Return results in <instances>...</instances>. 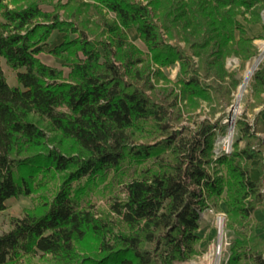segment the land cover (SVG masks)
<instances>
[{"label": "trees", "instance_id": "trees-1", "mask_svg": "<svg viewBox=\"0 0 264 264\" xmlns=\"http://www.w3.org/2000/svg\"><path fill=\"white\" fill-rule=\"evenodd\" d=\"M10 1L16 5L0 0V57L17 70L19 84L8 83L0 62V210L8 198L30 193L40 171L63 174L52 197L12 218L0 234V264H24V256L39 253L56 264H176L197 252L202 210L221 197L227 224L239 226L229 264H264L256 231L264 219L251 216L264 210L263 182L250 176L254 159L264 170V140L239 118L245 145L235 142L230 155L213 160L217 122L205 118L195 130H171L176 101L148 93L154 89L145 74L149 60L121 30L134 26L158 64L178 61L186 111L205 100L213 116L240 82L226 58L245 62L257 51L246 23H262L264 0H57L53 12L42 10L44 0ZM90 8L112 10L118 21L89 26ZM55 29L65 38L50 50L69 61L67 78L38 56ZM251 86L264 104V59ZM258 120L255 130H264V118ZM146 121L164 135L155 144L134 142ZM149 158L153 164L141 166L125 183V196L111 203L112 216L82 204L88 183L74 180Z\"/></svg>", "mask_w": 264, "mask_h": 264}, {"label": "rangeland", "instance_id": "rangeland-1", "mask_svg": "<svg viewBox=\"0 0 264 264\" xmlns=\"http://www.w3.org/2000/svg\"><path fill=\"white\" fill-rule=\"evenodd\" d=\"M4 1L9 7H14L16 5L15 2L10 0ZM56 1L57 0L41 1L40 7L42 8V5H44L45 8H51V10H45L43 8L42 10L53 12L55 9L54 2ZM87 12V17L89 19L88 25H91L92 27H96L95 24L98 23V25H100V29H105L107 25H105L104 19L108 20V22H114L117 20L116 13L112 10L102 9L103 13H101L95 8H90V10ZM261 15L262 23H264V9L261 11ZM60 16L61 18L63 17L62 14ZM2 18L3 15L0 9V19ZM239 18L245 22L243 16H239ZM262 23H246L250 34L257 37L254 39L257 51L252 57H250L245 62H243L241 58L236 55H231L226 58L227 69L231 72H235L239 77L240 82L238 86L232 91V99L230 104L225 108V110L221 109L220 106H217L216 113L213 116L210 113L209 104L205 100L201 101V106L199 108L195 109L194 111L187 112L185 106L187 100L183 97L181 83L179 81V62L177 61L175 64L166 66L158 64L152 59V53L146 43L140 37L137 29L134 26H121V30L127 34L128 40L143 51L142 56L144 59H146V61L149 60L150 66L146 70L145 74H147V76L150 78V81L154 85V89H148V93L155 94L159 99L168 100L167 103L169 104L176 101L175 106H170V110L173 113L169 121L171 126L170 129H175L178 131L182 130L184 126H189V131L195 130L198 128L199 122L205 118H210L213 122H217L216 127L213 126V131L215 132L211 155L213 160H216L222 155H230L235 148V142H238V145L241 147L245 145L246 141L243 137H241L239 125L237 123L239 118L245 119L251 125L252 131L256 132L257 136L264 140V130H255V128H259L261 125L258 119L264 118V104L258 103L253 95L251 86L253 74L238 100V108L236 110L233 109V105L237 99L239 86L244 82L245 71L248 64L253 62L256 57L263 54L264 52V29ZM76 34V32H73L71 36H76ZM89 36L91 39H93L95 38V33L92 32ZM102 37L107 38V33H104ZM64 38L65 31H61L59 29L53 30L50 37L48 38V44L43 51L38 53V56L45 63L61 69L63 77L67 78L71 70L69 61H66V58L62 55L53 53L50 50L51 48L61 44L64 41ZM99 46L102 45L99 44ZM263 59L264 55L260 63L263 61ZM0 62L8 83L10 85H18L19 82L17 80V70L8 64L6 59L2 56L0 57ZM258 66L255 68V70L258 68ZM143 67L144 66L142 64V68ZM175 93H177V96H174ZM179 110L181 111V115L177 114ZM186 133L187 132H182L181 134ZM49 134L52 135V133ZM133 136L135 143L149 142L150 144H155L164 137L163 134H160V132L155 129L150 121H146L142 127L136 128ZM48 143L49 147L55 146V144L52 142ZM66 143L63 145L68 146L69 144ZM29 153L32 154L34 152L29 151L28 154ZM259 161V159L252 160L250 176L252 179L262 180L263 184L261 186V190L264 193V170L260 167ZM214 162H212V167L215 168L217 166L220 174L225 172V170L221 168L220 165H216ZM144 164L152 165L153 160L149 158L142 164L133 165L125 163L121 171L108 169L103 175H97L92 179H88V176H84L79 180H74L72 183L76 186L79 183H88L86 192L82 195V204L95 210L96 214L99 216L101 214H110L112 216L110 213L111 203L115 199L125 196V183L133 175H135L136 172H139L141 166ZM61 174L63 173H56L55 176H50L49 174L46 175L43 173V171H40L32 179L34 183L33 190L30 193L21 194L18 197L8 198L6 201V208L0 210V234L12 227V218L22 216L26 210L34 209L37 205L42 203L44 197H52L53 193L56 191L62 181V178L60 177ZM209 202V205L202 210V220L198 229L200 240L197 245V252L191 258L183 261H177L176 264L216 263V256H208L207 254L209 253L212 246L218 241L220 218L223 219L224 223V239L222 242L220 253L221 256L219 261L220 264H229L228 258L231 252V245L233 244L234 240L239 237V234L237 233L239 226L234 225V227L227 224V203L224 197L219 198L217 201L209 200ZM251 216L255 220H263V207L259 206L256 208L252 212ZM256 231L264 241V227H258ZM22 260L24 264H56L55 260L50 258L49 255L41 256L40 253L36 255H26ZM248 264H252L251 259H248Z\"/></svg>", "mask_w": 264, "mask_h": 264}, {"label": "bare ground", "instance_id": "bare-ground-1", "mask_svg": "<svg viewBox=\"0 0 264 264\" xmlns=\"http://www.w3.org/2000/svg\"><path fill=\"white\" fill-rule=\"evenodd\" d=\"M263 54L259 55L256 57L253 62H250L246 68L245 71V79L244 82L239 86V91L237 93V99L236 102L233 105V109L236 110L238 108V100L242 95L243 90L245 89L246 84L248 83L249 79L251 78L253 71L255 68L258 66L260 61L262 60ZM223 219H219V235H218V241L212 246L210 249L209 253L207 254L208 256H216V263L215 264H220V256H221V248H222V242L224 239V232H223ZM208 258V257H207ZM206 261V260H205Z\"/></svg>", "mask_w": 264, "mask_h": 264}, {"label": "crops", "instance_id": "crops-1", "mask_svg": "<svg viewBox=\"0 0 264 264\" xmlns=\"http://www.w3.org/2000/svg\"><path fill=\"white\" fill-rule=\"evenodd\" d=\"M61 1H67V0H61ZM42 8L45 9V10H51V8H50V9H49V8H48V9L45 8L44 5H42ZM199 235H200V234H199Z\"/></svg>", "mask_w": 264, "mask_h": 264}]
</instances>
